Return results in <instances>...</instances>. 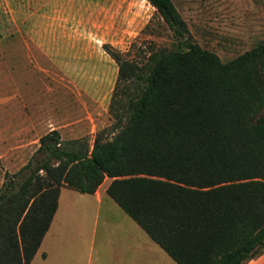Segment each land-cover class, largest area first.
Instances as JSON below:
<instances>
[{"label": "trees", "instance_id": "trees-1", "mask_svg": "<svg viewBox=\"0 0 264 264\" xmlns=\"http://www.w3.org/2000/svg\"><path fill=\"white\" fill-rule=\"evenodd\" d=\"M176 40L116 64L108 110L116 132L90 147L38 136L3 170L0 264H27L61 186L106 194L178 264H243L264 248V40L221 60L200 46L172 0H147Z\"/></svg>", "mask_w": 264, "mask_h": 264}, {"label": "rangeland", "instance_id": "rangeland-1", "mask_svg": "<svg viewBox=\"0 0 264 264\" xmlns=\"http://www.w3.org/2000/svg\"><path fill=\"white\" fill-rule=\"evenodd\" d=\"M173 2L190 38L222 60L264 39V0ZM102 43L139 60L176 40L147 0H0V183L50 128L88 148L95 135L116 132L108 110L116 64ZM104 195L113 213H123Z\"/></svg>", "mask_w": 264, "mask_h": 264}, {"label": "crops", "instance_id": "crops-1", "mask_svg": "<svg viewBox=\"0 0 264 264\" xmlns=\"http://www.w3.org/2000/svg\"><path fill=\"white\" fill-rule=\"evenodd\" d=\"M261 40L264 39L255 43ZM101 184L102 182L91 193L80 192L67 186L59 188L49 225L27 264L169 262L168 258L171 257L122 209L123 213L112 212V203L104 195L107 183L103 186ZM63 189L75 190L78 194L71 195L66 193L67 191L62 193ZM103 200H107V203L101 210ZM161 250L166 255H162ZM243 264H264V248Z\"/></svg>", "mask_w": 264, "mask_h": 264}]
</instances>
